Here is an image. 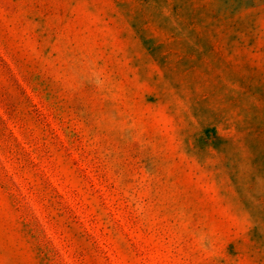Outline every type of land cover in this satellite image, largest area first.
Masks as SVG:
<instances>
[{"label":"rangeland","instance_id":"374dc122","mask_svg":"<svg viewBox=\"0 0 264 264\" xmlns=\"http://www.w3.org/2000/svg\"><path fill=\"white\" fill-rule=\"evenodd\" d=\"M0 264H264V0H0Z\"/></svg>","mask_w":264,"mask_h":264}]
</instances>
